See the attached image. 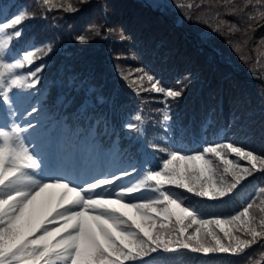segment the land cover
<instances>
[{"label": "trees", "instance_id": "16d2710c", "mask_svg": "<svg viewBox=\"0 0 264 264\" xmlns=\"http://www.w3.org/2000/svg\"><path fill=\"white\" fill-rule=\"evenodd\" d=\"M70 2L80 10H54L42 19L36 0H0V19L24 7L36 13L19 26L24 32L12 43L14 51L52 48L31 66L43 65L37 87L14 90V99H23L36 109L32 119L42 124L46 137L60 130L67 142H92L106 160L120 164L118 173L132 172L124 177L130 183L162 163L166 152L160 149L194 152L205 144L230 140L264 154V78H259L264 76V44L259 43L264 20L253 24L254 32L248 29L253 39L245 44L247 17L226 14L223 0H165L162 5L149 0ZM235 2L243 4V0ZM180 3L185 7H177ZM252 12L258 16L259 9ZM221 21L235 23L240 30L231 32V24ZM79 35L87 42L80 43ZM137 68L150 71L165 87L184 88L181 98L167 100L169 130L163 122V94L141 91L137 95L123 79ZM31 69L19 71L26 74ZM128 124L135 128L129 130ZM260 186H264V173L244 181L236 194L224 200L210 201L174 187L170 190L207 216H227ZM147 259L150 264H264V253L245 261L228 254L206 257L181 250Z\"/></svg>", "mask_w": 264, "mask_h": 264}, {"label": "snow or ice", "instance_id": "6c2138e0", "mask_svg": "<svg viewBox=\"0 0 264 264\" xmlns=\"http://www.w3.org/2000/svg\"><path fill=\"white\" fill-rule=\"evenodd\" d=\"M205 2L211 0H201ZM223 3L226 14L241 13L247 17V44L253 39L248 29L254 32L253 24L264 20V0H243L242 6L235 0ZM36 6L42 19L46 12L54 10H80L70 0H36ZM177 7L185 5L180 3ZM192 7L188 5L189 9ZM252 9H259L258 16ZM35 16V12L24 7L11 17L0 19V264H150L147 258L153 254L181 250L206 257L228 254L248 261L257 252L264 253V186L227 216H207L170 190L174 187L210 201L224 200L236 194L244 181L264 173V154L230 140H217L194 152L160 149L166 152L160 165L119 187L117 182L132 172L102 175L83 185L62 176L43 174L44 160L29 146L25 135L35 125L31 121L17 122L18 110L14 108V90L36 88L43 65L34 69L31 66L52 52L50 46L26 47L22 52L11 47L23 35L24 28L19 26ZM221 23H230L231 32L240 30L235 23ZM76 39L87 42L84 35ZM259 43L264 44V36ZM236 51H240L239 44ZM26 67L31 70L21 74L19 70ZM123 79L130 82L137 95L141 91L163 94V122L169 130L167 100L181 98L184 88L163 86L145 68H137L135 74L129 72ZM35 111L32 108L27 115ZM8 117L13 118L11 122ZM126 127L135 128L131 124ZM144 192L153 195H138ZM256 197L260 198L259 203Z\"/></svg>", "mask_w": 264, "mask_h": 264}, {"label": "rangeland", "instance_id": "374dc122", "mask_svg": "<svg viewBox=\"0 0 264 264\" xmlns=\"http://www.w3.org/2000/svg\"><path fill=\"white\" fill-rule=\"evenodd\" d=\"M153 4L162 5L165 0H149ZM23 99H14V108L18 111L15 114V120L21 124L31 121L34 124L32 116L27 115L30 111V104H26ZM23 117V118H21ZM13 118L8 117L11 122ZM35 125V124H34ZM36 126L25 135L28 138L29 146L44 160L43 174L47 177L62 176L76 184H85L94 178L102 175L116 174L120 168L119 164L112 160H106L100 150H95L92 144H85L82 141L78 143H68L60 140L58 143L55 138H43L40 129ZM129 179H122L117 182V187L121 182H128Z\"/></svg>", "mask_w": 264, "mask_h": 264}]
</instances>
